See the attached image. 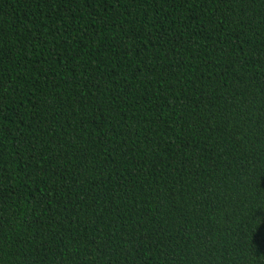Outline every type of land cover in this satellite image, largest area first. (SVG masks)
I'll use <instances>...</instances> for the list:
<instances>
[{"label": "trees", "instance_id": "trees-1", "mask_svg": "<svg viewBox=\"0 0 264 264\" xmlns=\"http://www.w3.org/2000/svg\"><path fill=\"white\" fill-rule=\"evenodd\" d=\"M0 264H264V0H0Z\"/></svg>", "mask_w": 264, "mask_h": 264}]
</instances>
